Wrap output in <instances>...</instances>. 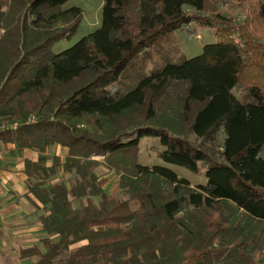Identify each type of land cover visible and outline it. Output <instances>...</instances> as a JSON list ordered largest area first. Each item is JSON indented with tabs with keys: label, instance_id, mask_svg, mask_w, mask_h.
Returning a JSON list of instances; mask_svg holds the SVG:
<instances>
[{
	"label": "trees",
	"instance_id": "trees-1",
	"mask_svg": "<svg viewBox=\"0 0 264 264\" xmlns=\"http://www.w3.org/2000/svg\"><path fill=\"white\" fill-rule=\"evenodd\" d=\"M68 1L0 0V150L37 153L24 161L25 197L44 234L21 258L264 264V0H103L99 26L54 52L79 26ZM234 3L238 17L221 11ZM192 24L218 39L146 74ZM183 81L187 92L165 105ZM244 88L249 102L232 92ZM143 137L159 139L163 162L203 171L206 182L139 163Z\"/></svg>",
	"mask_w": 264,
	"mask_h": 264
},
{
	"label": "rangeland",
	"instance_id": "rangeland-1",
	"mask_svg": "<svg viewBox=\"0 0 264 264\" xmlns=\"http://www.w3.org/2000/svg\"><path fill=\"white\" fill-rule=\"evenodd\" d=\"M103 0H69L63 6L64 9L77 7L81 10V18L79 26L73 36L67 40H62L56 43L53 47L54 52H60L69 48L76 43L83 36L96 29L101 20V7ZM224 13L238 17L240 9L236 4H228L221 8ZM218 37L211 28L201 25L192 24L181 30L175 31L167 46L164 48V53L156 56L153 62L149 63L146 67L145 73L150 74L153 70H160L168 63L179 64L184 58H190L200 54L205 44L214 43ZM189 83L187 81L176 82L171 84L165 92L163 102L166 104L174 102L177 98H181L188 90ZM233 94L241 102H249L252 97L249 95L246 88L237 90L233 89ZM163 106V105H162ZM140 152L137 161L141 164L164 165L174 170L178 176L186 178L192 185L198 183H205L206 178L204 172L194 173L184 167L167 164L155 155L157 149L160 148L159 139L156 137H143L139 141ZM65 150L60 147H51L48 150L50 154H64ZM264 156V153L263 155ZM1 157V156H0ZM103 170V169H102ZM104 171V170H103ZM109 179L107 184L110 193H118L116 184L117 176L114 173H106ZM76 205V204H75Z\"/></svg>",
	"mask_w": 264,
	"mask_h": 264
},
{
	"label": "crops",
	"instance_id": "crops-1",
	"mask_svg": "<svg viewBox=\"0 0 264 264\" xmlns=\"http://www.w3.org/2000/svg\"><path fill=\"white\" fill-rule=\"evenodd\" d=\"M60 149L66 153L65 148ZM0 153V264H27L29 259L21 258L20 251L44 236L37 215L25 197L24 161L36 160L37 153L29 149L18 153L12 143Z\"/></svg>",
	"mask_w": 264,
	"mask_h": 264
},
{
	"label": "built area",
	"instance_id": "built-area-1",
	"mask_svg": "<svg viewBox=\"0 0 264 264\" xmlns=\"http://www.w3.org/2000/svg\"><path fill=\"white\" fill-rule=\"evenodd\" d=\"M0 155H1V153H0Z\"/></svg>",
	"mask_w": 264,
	"mask_h": 264
}]
</instances>
